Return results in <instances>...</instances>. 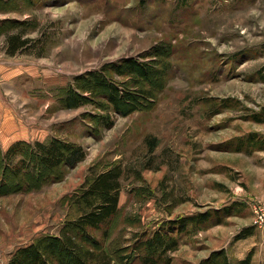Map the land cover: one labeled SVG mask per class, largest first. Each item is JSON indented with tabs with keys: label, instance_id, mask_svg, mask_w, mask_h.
Segmentation results:
<instances>
[{
	"label": "rangeland",
	"instance_id": "rangeland-1",
	"mask_svg": "<svg viewBox=\"0 0 264 264\" xmlns=\"http://www.w3.org/2000/svg\"><path fill=\"white\" fill-rule=\"evenodd\" d=\"M2 1L3 30L29 39L16 57L33 62L26 125L35 132L13 162L0 144V264L58 233L78 213L80 186L114 163L123 168L120 209L106 244L116 264H141L132 244L142 232L203 211L212 218L180 235L170 264H197L218 248L231 264L249 255L248 264H264V228L254 223L264 211V147L248 144L264 139V0ZM156 44L167 47V69L149 104L112 113L111 127L89 120L103 112L93 104L71 106L75 75L148 60ZM51 137L81 144L85 158L45 167L34 142Z\"/></svg>",
	"mask_w": 264,
	"mask_h": 264
},
{
	"label": "trees",
	"instance_id": "trees-1",
	"mask_svg": "<svg viewBox=\"0 0 264 264\" xmlns=\"http://www.w3.org/2000/svg\"><path fill=\"white\" fill-rule=\"evenodd\" d=\"M2 5L3 1L0 0V9ZM9 22V19L3 21ZM3 27L1 30L6 32L8 29L4 31ZM21 35L18 32L7 35V52L14 54L26 48L29 39ZM161 46L156 44L145 51L148 52V60L139 61L134 57H124L104 63L98 69L75 75L73 94L68 93L73 102L71 106L91 103L102 110L101 113L89 115V120L96 121L95 124L101 127L113 125L112 113L125 115L146 106L160 88L166 73V65L161 62L163 51H167V47L162 49ZM115 76L126 79L117 81ZM75 90L82 93L78 95ZM21 144V140L10 144L5 150L4 158L13 162L15 156L23 152ZM248 144L251 148H263L264 139L258 140L253 136L248 139ZM34 151L39 161L47 168H72L85 158V150L81 144L59 137H51L45 143L35 141ZM23 163V159H19L13 163L12 170L19 173L25 167ZM122 174L120 163L109 164L93 173L74 194L72 202L77 207L76 216L65 219L58 233L41 234L16 248L7 264H116L106 240L110 236L112 220L120 209ZM212 216L211 211L182 215L163 222L150 232H142L132 244L134 255L141 264H170V253L178 249L180 235L200 229ZM250 259L249 255L239 262L248 264ZM197 264H231V261L226 250L218 248Z\"/></svg>",
	"mask_w": 264,
	"mask_h": 264
},
{
	"label": "crops",
	"instance_id": "crops-1",
	"mask_svg": "<svg viewBox=\"0 0 264 264\" xmlns=\"http://www.w3.org/2000/svg\"><path fill=\"white\" fill-rule=\"evenodd\" d=\"M7 18L0 11V144L4 149L35 132L34 129L28 130L26 125L29 108L27 94L32 84L33 62H24L26 59L23 58L18 60L16 52H7V35L10 32L1 30Z\"/></svg>",
	"mask_w": 264,
	"mask_h": 264
},
{
	"label": "built area",
	"instance_id": "built-area-1",
	"mask_svg": "<svg viewBox=\"0 0 264 264\" xmlns=\"http://www.w3.org/2000/svg\"><path fill=\"white\" fill-rule=\"evenodd\" d=\"M254 223L257 226L264 228V211H262L260 209L255 210Z\"/></svg>",
	"mask_w": 264,
	"mask_h": 264
}]
</instances>
